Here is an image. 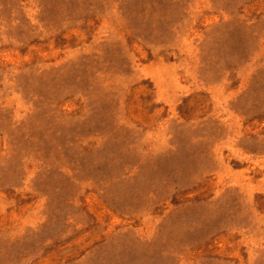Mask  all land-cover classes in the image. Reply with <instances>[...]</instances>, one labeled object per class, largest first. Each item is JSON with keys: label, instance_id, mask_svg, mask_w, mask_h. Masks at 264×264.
<instances>
[{"label": "rangeland", "instance_id": "obj_1", "mask_svg": "<svg viewBox=\"0 0 264 264\" xmlns=\"http://www.w3.org/2000/svg\"><path fill=\"white\" fill-rule=\"evenodd\" d=\"M0 264H264V0H0Z\"/></svg>", "mask_w": 264, "mask_h": 264}]
</instances>
